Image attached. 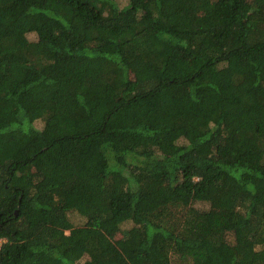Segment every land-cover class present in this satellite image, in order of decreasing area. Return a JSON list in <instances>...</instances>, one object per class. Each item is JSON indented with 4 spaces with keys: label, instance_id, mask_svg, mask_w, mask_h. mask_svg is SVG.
Instances as JSON below:
<instances>
[{
    "label": "trees",
    "instance_id": "1",
    "mask_svg": "<svg viewBox=\"0 0 264 264\" xmlns=\"http://www.w3.org/2000/svg\"><path fill=\"white\" fill-rule=\"evenodd\" d=\"M0 264H264V0H0Z\"/></svg>",
    "mask_w": 264,
    "mask_h": 264
},
{
    "label": "rangeland",
    "instance_id": "2",
    "mask_svg": "<svg viewBox=\"0 0 264 264\" xmlns=\"http://www.w3.org/2000/svg\"><path fill=\"white\" fill-rule=\"evenodd\" d=\"M32 36H33V34H31ZM72 215V214H71ZM71 218L73 219V220H75V223L78 221H81V218L82 217H80V216H78V215H72L71 216ZM87 256H84L81 260H83L84 258H86Z\"/></svg>",
    "mask_w": 264,
    "mask_h": 264
}]
</instances>
